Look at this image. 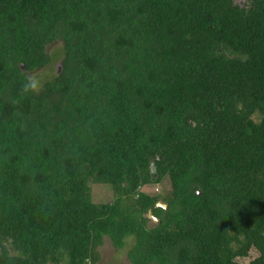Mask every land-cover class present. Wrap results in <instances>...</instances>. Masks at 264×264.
Here are the masks:
<instances>
[{"label":"trees","instance_id":"1","mask_svg":"<svg viewBox=\"0 0 264 264\" xmlns=\"http://www.w3.org/2000/svg\"><path fill=\"white\" fill-rule=\"evenodd\" d=\"M128 238L130 264H264V0H0V264Z\"/></svg>","mask_w":264,"mask_h":264},{"label":"rangeland","instance_id":"2","mask_svg":"<svg viewBox=\"0 0 264 264\" xmlns=\"http://www.w3.org/2000/svg\"><path fill=\"white\" fill-rule=\"evenodd\" d=\"M60 50V44H55L54 46H51L48 49V52L53 57V59H55L52 66L45 70H40L30 75L31 79L36 85V88L41 87L45 81L50 80L52 77H54V75H56V72L61 63L60 56L59 58L57 57ZM90 187L94 203H106L111 202L114 199V194L109 187L93 184H91ZM169 189L170 185L168 182L165 181L162 185L159 186H146L143 188V191L150 195H155L164 194ZM149 226L154 227L155 222L149 223ZM133 244L134 239L128 238L126 241V247L123 250L118 251L114 249L109 239H105L104 245L99 249V253L101 256L99 264H130L127 258V252L131 249ZM258 256L259 253L255 249H251L245 257L237 258L236 261L242 264H250Z\"/></svg>","mask_w":264,"mask_h":264},{"label":"water","instance_id":"3","mask_svg":"<svg viewBox=\"0 0 264 264\" xmlns=\"http://www.w3.org/2000/svg\"><path fill=\"white\" fill-rule=\"evenodd\" d=\"M154 220L156 221V219L154 218Z\"/></svg>","mask_w":264,"mask_h":264},{"label":"flooded vegetation","instance_id":"4","mask_svg":"<svg viewBox=\"0 0 264 264\" xmlns=\"http://www.w3.org/2000/svg\"><path fill=\"white\" fill-rule=\"evenodd\" d=\"M154 220V219H153ZM155 221V220H154Z\"/></svg>","mask_w":264,"mask_h":264}]
</instances>
